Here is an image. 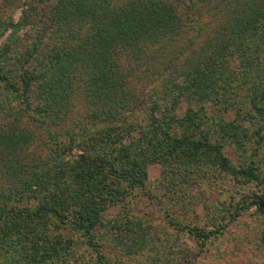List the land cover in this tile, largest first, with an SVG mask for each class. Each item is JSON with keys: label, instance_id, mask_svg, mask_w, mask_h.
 I'll return each mask as SVG.
<instances>
[{"label": "trees", "instance_id": "16d2710c", "mask_svg": "<svg viewBox=\"0 0 264 264\" xmlns=\"http://www.w3.org/2000/svg\"><path fill=\"white\" fill-rule=\"evenodd\" d=\"M25 4L16 23L0 14V39L11 29L0 43V264H70L76 232L94 264H115L99 243L117 234L102 211L143 188L151 163L166 166L168 192L192 183L212 184L209 198L239 195L206 196V227L169 218L201 247L264 212V0ZM26 27L35 35L18 34ZM159 57L162 91L140 98L135 72ZM249 184L259 193L240 195Z\"/></svg>", "mask_w": 264, "mask_h": 264}, {"label": "rangeland", "instance_id": "374dc122", "mask_svg": "<svg viewBox=\"0 0 264 264\" xmlns=\"http://www.w3.org/2000/svg\"><path fill=\"white\" fill-rule=\"evenodd\" d=\"M9 0H0V14L4 18L11 16L13 22H17L22 12L27 9L25 0L20 3L9 5ZM203 19L210 20L208 16ZM37 30V29H36ZM28 27L19 31L18 34L34 36L36 33ZM39 33V32H38ZM11 35L9 29L0 39L4 42ZM15 39V37H13ZM32 42V39H27ZM167 50H165L166 52ZM154 64L142 66L136 71L140 82L136 80V89L139 90L140 98L152 99L161 93L160 79L158 70H162L164 62L162 57ZM157 74V76H156ZM162 79V78H161ZM76 99L75 111L77 116L72 114L78 121L83 118L82 101ZM179 114L184 112L186 104L179 106ZM138 117V115H137ZM140 117V116H139ZM138 117V118H139ZM228 118L233 120L235 115L228 114ZM70 123L67 121L57 131L69 129ZM252 130V129H250ZM264 135V132H263ZM64 145L67 146L68 140L65 139ZM65 146V147H66ZM260 169L264 173V141L260 149ZM78 152L73 149V154ZM226 155L237 165L240 158L232 148L225 149ZM147 181L143 188L135 189L122 201L102 211L103 223L108 222L117 233L116 235L103 237L99 243L103 246V255L110 263L115 264H161L163 259H167L169 264H264V212H257L254 208L243 214L236 223H231L228 230L217 239L210 240L204 247H201L186 231H179L169 224V218L177 220L180 224H192L200 227H206L208 219L203 204L207 197L215 201L234 203L232 199H237L239 195L231 197L232 192L221 190L214 191L213 198H209L211 190H215L212 184L190 185L179 183L182 187L177 193L176 188L171 192L165 189L163 179L167 174L166 166L161 163H151L146 166ZM232 190V189H231ZM240 195H250L259 193L258 187L254 184L245 185L237 188ZM220 209L219 205L215 206ZM209 210V209H208ZM117 227L119 229H117ZM66 232V231H64ZM102 233V230H98ZM74 241H77V250L75 256L70 260V264H94L95 255L88 248L79 234L71 233ZM167 253L169 255H167ZM107 264V263H106Z\"/></svg>", "mask_w": 264, "mask_h": 264}]
</instances>
